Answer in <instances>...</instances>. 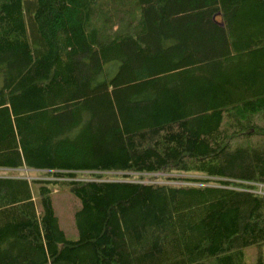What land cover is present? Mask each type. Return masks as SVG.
Masks as SVG:
<instances>
[{
	"label": "trees",
	"instance_id": "1",
	"mask_svg": "<svg viewBox=\"0 0 264 264\" xmlns=\"http://www.w3.org/2000/svg\"><path fill=\"white\" fill-rule=\"evenodd\" d=\"M257 184L264 0H0V264H247Z\"/></svg>",
	"mask_w": 264,
	"mask_h": 264
},
{
	"label": "rangeland",
	"instance_id": "2",
	"mask_svg": "<svg viewBox=\"0 0 264 264\" xmlns=\"http://www.w3.org/2000/svg\"><path fill=\"white\" fill-rule=\"evenodd\" d=\"M24 173L27 178H37V175L33 172L27 170L20 171ZM2 175H11L7 171H2ZM81 178H87L88 176H80ZM151 177H154L151 178ZM139 176H135L132 179L138 180ZM144 182H161L170 183L160 178V175H148ZM114 179V178H113ZM177 185H186L187 183H175ZM81 201L70 194L67 191H55L54 193V208L57 217L59 218V223L61 228L65 231L66 236L70 240H76L79 238V233L76 225L75 214L81 208ZM245 259L247 264H259L260 259L262 264H264V244L262 246L251 245L245 249Z\"/></svg>",
	"mask_w": 264,
	"mask_h": 264
},
{
	"label": "built area",
	"instance_id": "3",
	"mask_svg": "<svg viewBox=\"0 0 264 264\" xmlns=\"http://www.w3.org/2000/svg\"><path fill=\"white\" fill-rule=\"evenodd\" d=\"M258 189L253 190V192H256L258 194H264V185L263 184H257Z\"/></svg>",
	"mask_w": 264,
	"mask_h": 264
}]
</instances>
